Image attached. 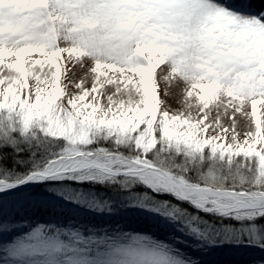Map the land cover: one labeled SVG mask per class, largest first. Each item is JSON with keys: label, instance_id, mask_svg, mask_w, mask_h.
<instances>
[{"label": "snow or ice", "instance_id": "6c2138e0", "mask_svg": "<svg viewBox=\"0 0 264 264\" xmlns=\"http://www.w3.org/2000/svg\"><path fill=\"white\" fill-rule=\"evenodd\" d=\"M61 53L91 88L69 94ZM5 57L0 264H264V0H0ZM161 65L199 115L163 109ZM36 209L54 219L18 218Z\"/></svg>", "mask_w": 264, "mask_h": 264}, {"label": "bare ground", "instance_id": "6f19581e", "mask_svg": "<svg viewBox=\"0 0 264 264\" xmlns=\"http://www.w3.org/2000/svg\"><path fill=\"white\" fill-rule=\"evenodd\" d=\"M12 60L13 59H10V57H6V61L4 62V64L0 65V76L7 75L10 73V70L6 67V65L12 62ZM32 65H33V61H31L29 64H25V68L29 70V74H30L29 80H31ZM50 67H52L50 64L47 65V67L44 68V71H47L48 68ZM35 68L37 72L39 73L40 66L36 65ZM90 68L91 67L80 69L77 66H74L73 68L74 75L80 78V80L84 81V87L86 88H91L93 84V74L89 71ZM161 69H164L165 71L162 72ZM165 75H167L166 67L164 65H161L157 69L156 79L158 83V89H161L163 91V97L166 103L173 110H178V111H185L186 106L188 104H192L194 106L193 109L191 110L192 115H199V112L195 107L199 102L197 101L195 97L186 96L185 86L183 82L178 81V80L166 81L163 78ZM32 81L35 83L33 79ZM41 86L43 87V85ZM111 90H112L111 86H108V90H102V92L104 93L103 101H107L106 96L110 94ZM205 111L210 112L208 122H211L214 120L218 112L223 113L224 108L222 105L219 108H217L216 103H213ZM231 114H232V109L229 108L228 115H222L221 117V123L226 128H231V125H232V121L230 119ZM236 120H237L236 130L240 132L241 139H243L244 133L249 130L248 128L249 121L246 118L240 116V114H236ZM210 132H211V129H210ZM22 212L23 214L21 215V217L30 223L34 221H42V220L50 222L51 220L54 219V217L48 211L42 210V209L26 210ZM125 225L128 230H142V231L152 232V233H155L160 238H163L162 233H160L157 229L152 227L150 224L145 223L141 219L131 218L125 221ZM207 259L211 261V264H230L233 257L229 255L227 252H223V253L214 254L213 256H210Z\"/></svg>", "mask_w": 264, "mask_h": 264}, {"label": "rangeland", "instance_id": "374dc122", "mask_svg": "<svg viewBox=\"0 0 264 264\" xmlns=\"http://www.w3.org/2000/svg\"><path fill=\"white\" fill-rule=\"evenodd\" d=\"M61 46H64L63 44ZM10 59H13L10 57ZM46 57H44L41 53H30V54H27L24 58L25 60V64H29L31 61H36V60H45ZM6 61V57L4 58V62ZM59 63L61 64L62 66V77L61 79L64 81V83L67 84L68 86V92L69 94H76L79 92V89H77L75 87V85L77 83H79L81 80L80 78L76 77L74 75V71H73V68L74 66H77L78 68L80 69H85L87 67H91L90 66V63H85L84 67L81 68L80 67V64H78L74 57H69L68 53H61V59L58 60ZM166 67V65H164ZM65 67L69 70L67 75H68V79L67 80H64V77H63V72L65 71ZM111 74V73H110ZM76 77V78H75ZM29 84L30 86H35V83L31 80H29ZM158 93H159V98L163 101V109L164 110H167L169 111L170 113H177V112H182V111H178V110H173L165 101L164 97H163V91L161 89H158ZM104 94L100 97V103L101 104H107V101H103L104 100ZM210 131V130H209ZM211 134V132H210ZM37 210V209H36ZM23 214V212L20 213V216L18 218H22L21 215ZM23 219V218H22ZM37 222H44V223H47L48 221H45V220H42V221H34L32 222V224L34 225L35 223ZM22 231H26V229H22ZM16 234H20V233H16Z\"/></svg>", "mask_w": 264, "mask_h": 264}]
</instances>
